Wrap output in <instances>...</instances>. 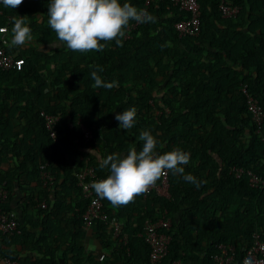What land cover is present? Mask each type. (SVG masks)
I'll list each match as a JSON object with an SVG mask.
<instances>
[{"label": "trees", "instance_id": "obj_1", "mask_svg": "<svg viewBox=\"0 0 264 264\" xmlns=\"http://www.w3.org/2000/svg\"><path fill=\"white\" fill-rule=\"evenodd\" d=\"M225 1L236 17L198 0L190 35L171 0H0L1 45L24 60L0 68V210L19 223L0 235V264H151L141 233L161 219L172 239L160 264H214L220 244L240 261L254 233L264 241V189L232 171L264 176V119L243 92L264 112V0ZM47 114L59 117L57 140ZM166 156L169 196L146 193ZM87 166L104 179L107 216L89 227Z\"/></svg>", "mask_w": 264, "mask_h": 264}, {"label": "built area", "instance_id": "obj_2", "mask_svg": "<svg viewBox=\"0 0 264 264\" xmlns=\"http://www.w3.org/2000/svg\"><path fill=\"white\" fill-rule=\"evenodd\" d=\"M174 5L178 6L180 10L188 13V17L176 23V28L182 34L197 35L201 31V21L198 16L199 2L198 0H171ZM220 9L223 12L224 17H236L240 11L239 6H230L225 0H222ZM144 12H142V15ZM0 32L2 33L1 39H5V33L7 32L6 26L0 27ZM23 58H15L11 53H8L6 49L1 45L0 41V68L2 70H8L20 66L23 64ZM243 92L247 96L248 108L252 113L254 122L260 126L263 123L264 112L259 104V101L250 96L246 87L243 88ZM46 126L50 132V136L57 140V122L59 120L58 116L47 114L45 115ZM86 137L91 136V132L85 129ZM169 158L165 157V169L162 172V182L160 184H155L151 182L146 185V193L151 190H156L158 194L169 196ZM174 161V160H173ZM47 163L41 165V179L45 184H53L54 178L47 169ZM233 173L239 177L243 173L249 175V180L252 186L264 189V176L253 172L252 170H244L243 168L234 167L232 169ZM104 179L98 176L93 166H87L78 174V184L82 187L84 195L90 199L89 206L84 215L86 221V227L93 224L95 218H107L106 214L102 212L103 203L100 197V186L102 185ZM8 198V191H3L0 193V202L3 199ZM45 206V203L43 204ZM115 231L118 232L120 224L118 222H113ZM171 222L169 219H161L157 222L147 221L145 224V231L141 233L145 237L147 243L151 247L150 253V263L160 264L163 258L167 255L169 251V245L171 242V235L165 231H162L163 226H170ZM18 221L16 219V212L9 211L3 212L0 210V235L11 233L18 228ZM253 243L246 249L243 258L240 261H236L235 247L228 244H220L218 246V251L214 254V264H264V241L261 239L259 233L253 234ZM105 254L100 256L103 260ZM7 264H18L15 261H11L8 258L4 260ZM175 264H181L179 261Z\"/></svg>", "mask_w": 264, "mask_h": 264}, {"label": "crops", "instance_id": "obj_3", "mask_svg": "<svg viewBox=\"0 0 264 264\" xmlns=\"http://www.w3.org/2000/svg\"><path fill=\"white\" fill-rule=\"evenodd\" d=\"M35 188V185H32L31 187H30V189H34ZM27 196V194H23L20 190H16V195H15V198H14V203H17V205H15V207L16 208H19L18 207V204H19V202L21 203L22 202V200H23V198L24 197H26ZM30 212V211H29ZM3 263H4V261H3Z\"/></svg>", "mask_w": 264, "mask_h": 264}]
</instances>
